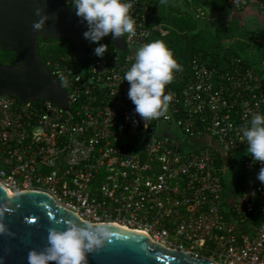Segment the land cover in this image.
Here are the masks:
<instances>
[{
	"label": "built area",
	"instance_id": "built-area-1",
	"mask_svg": "<svg viewBox=\"0 0 264 264\" xmlns=\"http://www.w3.org/2000/svg\"><path fill=\"white\" fill-rule=\"evenodd\" d=\"M133 4L136 33L125 37V57L116 48L81 69L71 61L51 62L68 109L0 95V182L11 192L47 191L83 220L142 230L218 264H264V184L257 179L264 165L247 154L241 132L253 115H264V55L260 66L232 58L223 69L196 57L189 72L175 73L188 75L181 90L166 89L173 96L170 118L145 125L123 77L135 50L150 43L152 5ZM226 4L240 10L248 0ZM205 138L211 141L191 145ZM239 151L244 172L255 180L245 183L227 217L226 168L217 162Z\"/></svg>",
	"mask_w": 264,
	"mask_h": 264
},
{
	"label": "water",
	"instance_id": "water-1",
	"mask_svg": "<svg viewBox=\"0 0 264 264\" xmlns=\"http://www.w3.org/2000/svg\"><path fill=\"white\" fill-rule=\"evenodd\" d=\"M37 7L55 17L45 24L41 32H34L32 28L39 19L35 15ZM87 30L86 22L82 23L75 10L63 0H0V44L18 56L11 64L0 63V95L14 96L20 102L46 99L68 109V93L43 62L38 43L40 38H69L75 45L79 62L87 64L91 58L83 35ZM103 39L119 50L127 47L125 37L113 40L109 34ZM5 204L12 212L6 214L3 222L15 235H0V264H28L30 250L40 251L47 246L50 227L63 230V221L67 219L77 223L86 221L47 191L27 189L11 192L0 182V206ZM109 224L115 233L111 243L89 254L88 264H218L187 251L167 247L145 231Z\"/></svg>",
	"mask_w": 264,
	"mask_h": 264
},
{
	"label": "clouds",
	"instance_id": "clouds-1",
	"mask_svg": "<svg viewBox=\"0 0 264 264\" xmlns=\"http://www.w3.org/2000/svg\"><path fill=\"white\" fill-rule=\"evenodd\" d=\"M133 7V0H72L71 8L82 23L86 22L88 30L83 33L84 38L99 45L94 54L102 58L108 51V45L100 44L104 37L112 34L116 40L135 35L137 22L131 12ZM35 15L39 19L32 25L34 32L43 31L45 24L55 19L40 7L35 9ZM182 71V65L163 40L144 43L135 50L134 62L123 80L130 85L128 98L145 125L149 120L170 118L169 106L173 96L166 89L174 81L175 73ZM61 80L67 83L62 74ZM241 132L247 142V154L254 163L264 165V115H253L250 124ZM257 179L264 184V167L260 168ZM11 212L7 204L0 206V235H15L3 222L6 214ZM63 223V230L57 227L48 229L45 248L28 252V264H88V255L103 249L115 235L111 224L105 221L77 223L67 219Z\"/></svg>",
	"mask_w": 264,
	"mask_h": 264
},
{
	"label": "trees",
	"instance_id": "trees-1",
	"mask_svg": "<svg viewBox=\"0 0 264 264\" xmlns=\"http://www.w3.org/2000/svg\"><path fill=\"white\" fill-rule=\"evenodd\" d=\"M152 7V12L149 17V25L152 29V35L150 42L154 40H163L168 47L173 51L176 60L182 65L185 73L190 71L192 61L198 57L200 61L207 63L209 66H216L221 69L225 68L230 63L232 58H241L248 65L260 66L262 63V57L264 55V29H250L243 27V23L235 19L225 20L218 22L215 28L209 26L198 27L194 22V18H190L192 25L190 27H177L171 17L167 13L168 24L167 33L160 34L153 28L154 26V13L156 8L154 3L156 0H147ZM198 5L205 9L206 7L215 8V3L218 0H196ZM221 7L226 5V0H220ZM263 4L264 11V0H259ZM63 2L72 7V0H63ZM247 6V5H246ZM204 7V8H203ZM244 9V8H243ZM240 9V10H243ZM238 10V11H240ZM264 17V15H262ZM195 20V21H194ZM170 22V23H171ZM125 35L124 37H126ZM101 41H107L102 39ZM100 41V42H101ZM89 41L85 43V47L91 53L92 58H101L94 54L95 43L89 45ZM111 43V42H110ZM116 51V47L108 50L102 58H107L110 54ZM38 52L43 62L52 71L51 62L56 60H62V62H72L78 68H85L87 65L82 64L76 57L75 45L69 38H58V39H39ZM129 53V50L118 51L121 57H125ZM18 56L15 52L6 51L0 44V63L11 64L17 60ZM186 75L183 78H175L174 81L168 85L169 87L181 90L184 82L186 81ZM74 110L71 106V111ZM137 147H133V151H136ZM229 164L232 165L233 158L228 159ZM225 159L223 156H219L217 167L223 169L225 167ZM245 174L238 175V181L235 187V194L240 196L243 186L245 185ZM222 178L225 189L227 188V177L226 172H222ZM225 204V203H224ZM228 205L225 204L224 211L226 216ZM206 257L210 256L209 252L204 254Z\"/></svg>",
	"mask_w": 264,
	"mask_h": 264
},
{
	"label": "crops",
	"instance_id": "crops-1",
	"mask_svg": "<svg viewBox=\"0 0 264 264\" xmlns=\"http://www.w3.org/2000/svg\"><path fill=\"white\" fill-rule=\"evenodd\" d=\"M221 1L218 0L215 3V8L206 7L202 9L196 0H156L154 6L156 12L154 13V26L160 34L167 33L168 22L167 16L169 15L177 27H190L192 22L191 16L194 18L198 27L209 26L215 28L220 21L235 19L243 23V25H253L260 29H264V12L260 10L257 5V0H248L247 6L243 10H232L226 5L221 7ZM153 6V5H152ZM153 8V7H152ZM204 8V7H203ZM168 13V15H167ZM254 18V19H253ZM254 20V21H253ZM254 23L256 25H254ZM211 141L209 138L196 139L191 142L192 146L200 145L203 142ZM242 152L239 151L233 157L232 165L229 164V157L224 155L226 177H227V188L225 190V204L230 205L231 202L236 200L239 196L235 194V187L238 181V175H243L244 169L240 163V156ZM245 183L252 182L255 180L254 175L245 174ZM227 206V207H228ZM228 209V208H227ZM259 215V213H257Z\"/></svg>",
	"mask_w": 264,
	"mask_h": 264
},
{
	"label": "rangeland",
	"instance_id": "rangeland-1",
	"mask_svg": "<svg viewBox=\"0 0 264 264\" xmlns=\"http://www.w3.org/2000/svg\"><path fill=\"white\" fill-rule=\"evenodd\" d=\"M254 19V18H253ZM254 21V20H253ZM254 25H256L255 23H254ZM243 27H248V28H250V29H258L257 27H255V26H253V25H244ZM100 44H106V45H108V50H110V48L112 49L113 48V44L112 43H110V42H107V41H101L100 42ZM99 45L98 44H95V46H94V49L96 48V47H98Z\"/></svg>",
	"mask_w": 264,
	"mask_h": 264
},
{
	"label": "bare ground",
	"instance_id": "bare-ground-1",
	"mask_svg": "<svg viewBox=\"0 0 264 264\" xmlns=\"http://www.w3.org/2000/svg\"><path fill=\"white\" fill-rule=\"evenodd\" d=\"M115 225H117V224H115ZM119 226V225H118ZM122 227V226H121ZM125 228V227H124Z\"/></svg>",
	"mask_w": 264,
	"mask_h": 264
}]
</instances>
